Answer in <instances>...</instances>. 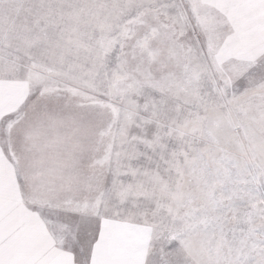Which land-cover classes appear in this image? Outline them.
I'll list each match as a JSON object with an SVG mask.
<instances>
[{
  "label": "snow or ice",
  "instance_id": "1",
  "mask_svg": "<svg viewBox=\"0 0 264 264\" xmlns=\"http://www.w3.org/2000/svg\"><path fill=\"white\" fill-rule=\"evenodd\" d=\"M0 264H264V0H0Z\"/></svg>",
  "mask_w": 264,
  "mask_h": 264
}]
</instances>
